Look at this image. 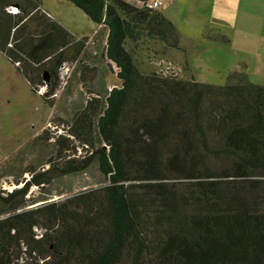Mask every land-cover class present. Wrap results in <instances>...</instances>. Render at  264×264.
<instances>
[{"label":"trees","instance_id":"16d2710c","mask_svg":"<svg viewBox=\"0 0 264 264\" xmlns=\"http://www.w3.org/2000/svg\"><path fill=\"white\" fill-rule=\"evenodd\" d=\"M70 1L107 26L104 55L121 85L89 98L54 136L49 167L0 196V264H264V84L237 70L225 84L145 73L128 41L182 48L152 0ZM87 39L42 0H0V52L36 90L47 86L51 105L61 66ZM76 141L87 154L76 155ZM95 161L104 184L26 207L32 185Z\"/></svg>","mask_w":264,"mask_h":264},{"label":"rangeland","instance_id":"374dc122","mask_svg":"<svg viewBox=\"0 0 264 264\" xmlns=\"http://www.w3.org/2000/svg\"><path fill=\"white\" fill-rule=\"evenodd\" d=\"M160 1L159 9L180 33L182 48L167 47L157 39L146 38L137 44L128 41L126 46L143 72L225 84L229 72L237 70L264 84V0ZM42 8L78 38L86 35L88 39L79 59L61 66L60 87L49 96L52 105L41 95L47 86L36 90L0 52V196L23 187L32 170L49 167V158L56 157L54 136L66 134L75 113L89 98H104L114 86L121 85L117 67L104 55L106 25L95 26L70 0H42ZM44 130L48 132L37 139ZM76 145V155L88 153L87 145L79 141ZM105 182L95 161L84 171L55 177L45 185H32L26 197L28 203H34L26 207L63 200ZM5 215L0 198V217Z\"/></svg>","mask_w":264,"mask_h":264},{"label":"built area","instance_id":"2783aa9c","mask_svg":"<svg viewBox=\"0 0 264 264\" xmlns=\"http://www.w3.org/2000/svg\"><path fill=\"white\" fill-rule=\"evenodd\" d=\"M150 6H153V7H160L161 6V1L160 0H152L150 3H149ZM13 9H15V11H12ZM18 10L17 7L13 6L10 11L12 12H16Z\"/></svg>","mask_w":264,"mask_h":264},{"label":"water","instance_id":"95a60500","mask_svg":"<svg viewBox=\"0 0 264 264\" xmlns=\"http://www.w3.org/2000/svg\"><path fill=\"white\" fill-rule=\"evenodd\" d=\"M17 8H18V7H17ZM45 79H46V80L48 79V74H47V73L45 74Z\"/></svg>","mask_w":264,"mask_h":264},{"label":"crops","instance_id":"0c3cea01","mask_svg":"<svg viewBox=\"0 0 264 264\" xmlns=\"http://www.w3.org/2000/svg\"><path fill=\"white\" fill-rule=\"evenodd\" d=\"M161 7V6H160ZM160 7H158V8H160ZM50 14V13H49ZM51 15V14H50ZM95 26H96V24H95ZM98 26H100V25H98Z\"/></svg>","mask_w":264,"mask_h":264},{"label":"snow or ice","instance_id":"6c2138e0","mask_svg":"<svg viewBox=\"0 0 264 264\" xmlns=\"http://www.w3.org/2000/svg\"><path fill=\"white\" fill-rule=\"evenodd\" d=\"M12 11H15V9H13Z\"/></svg>","mask_w":264,"mask_h":264}]
</instances>
